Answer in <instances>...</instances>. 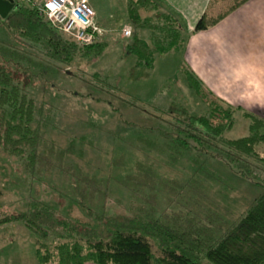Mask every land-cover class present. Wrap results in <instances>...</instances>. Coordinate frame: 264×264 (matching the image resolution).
I'll use <instances>...</instances> for the list:
<instances>
[{
    "label": "trees",
    "instance_id": "trees-1",
    "mask_svg": "<svg viewBox=\"0 0 264 264\" xmlns=\"http://www.w3.org/2000/svg\"><path fill=\"white\" fill-rule=\"evenodd\" d=\"M14 3L0 16V157L22 171L26 192L29 181L43 199L17 213L34 235L37 263L264 264V116L243 111L248 134L225 137L238 107L224 103L184 63L204 109L193 114L174 95L148 136L123 139L116 156L119 166L127 164L124 174L87 171L66 160L82 153L74 140L63 148L46 138L45 129L56 126L55 108L33 84L52 79L76 56L98 53L104 39L78 44L37 7ZM135 10L137 28L150 30L148 41L133 37L128 45L137 65L152 67L155 52L183 51L174 13L159 11L151 21ZM208 25L203 15L194 30ZM210 159L261 188L237 215L227 202L234 189L206 166Z\"/></svg>",
    "mask_w": 264,
    "mask_h": 264
},
{
    "label": "rangeland",
    "instance_id": "rangeland-1",
    "mask_svg": "<svg viewBox=\"0 0 264 264\" xmlns=\"http://www.w3.org/2000/svg\"><path fill=\"white\" fill-rule=\"evenodd\" d=\"M239 1L219 0L214 4L225 11ZM122 18L118 12H112L106 23L110 32L98 53L76 56L71 65L57 67L52 79L44 82L36 79L33 84L55 108L56 126L45 129L46 138L63 148L74 140L75 148L82 153L76 150V155H67L66 160L101 176L124 174L127 164L119 166L116 156L123 139L148 136V128L165 116L159 108L170 105L174 95L185 101L193 114L204 109L202 99L182 69L183 51L155 52L152 67L137 65L136 56L128 49L132 38L126 39L119 32L125 22ZM99 29L100 37L105 31ZM187 31L183 32L186 41ZM248 127L249 119L237 109L234 124L224 135L242 137L248 134ZM206 166L234 189L227 199L234 215L261 192L258 185L236 176L219 160L210 159ZM22 175L16 165L0 157V264H38L35 238L24 222V215L36 201L43 199H37L29 181L26 192ZM23 212V216L18 215ZM73 213L80 215L77 208Z\"/></svg>",
    "mask_w": 264,
    "mask_h": 264
},
{
    "label": "crops",
    "instance_id": "crops-1",
    "mask_svg": "<svg viewBox=\"0 0 264 264\" xmlns=\"http://www.w3.org/2000/svg\"><path fill=\"white\" fill-rule=\"evenodd\" d=\"M87 1L95 12L93 21L105 31L101 40L110 32L106 23L112 12L125 20L121 36V29L129 27L130 39L147 41L150 30L145 27L138 31L132 15L135 5L140 19L155 21L159 11L174 13L182 34L185 30L189 34L187 41L184 38V63L224 103L238 107L241 114L248 111L264 116V0H245L225 11L220 4L215 7L214 2L219 0ZM203 15L210 24L195 31L194 25Z\"/></svg>",
    "mask_w": 264,
    "mask_h": 264
},
{
    "label": "built area",
    "instance_id": "built-area-1",
    "mask_svg": "<svg viewBox=\"0 0 264 264\" xmlns=\"http://www.w3.org/2000/svg\"><path fill=\"white\" fill-rule=\"evenodd\" d=\"M42 13L50 25L69 35L81 45H88L97 41L100 29L94 23V10L87 0H25ZM123 37L130 36V28L121 29Z\"/></svg>",
    "mask_w": 264,
    "mask_h": 264
},
{
    "label": "water",
    "instance_id": "water-1",
    "mask_svg": "<svg viewBox=\"0 0 264 264\" xmlns=\"http://www.w3.org/2000/svg\"><path fill=\"white\" fill-rule=\"evenodd\" d=\"M14 0H0V16L5 18L14 8Z\"/></svg>",
    "mask_w": 264,
    "mask_h": 264
}]
</instances>
